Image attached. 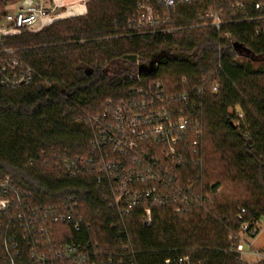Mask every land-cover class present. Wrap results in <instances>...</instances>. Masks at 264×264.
<instances>
[{"label": "trees", "instance_id": "trees-1", "mask_svg": "<svg viewBox=\"0 0 264 264\" xmlns=\"http://www.w3.org/2000/svg\"><path fill=\"white\" fill-rule=\"evenodd\" d=\"M22 1L0 0V20ZM142 1L169 16L176 31L131 27ZM210 4L176 0L168 8L161 0H88L83 15L5 36L0 58L2 45L16 49L40 77L25 88L0 87V176L14 179L38 205L59 207L67 196L76 197L85 226L80 232L57 226L59 241L91 240L102 251L121 252L128 238L134 253H125V264H177L182 256L189 264H248L233 245L243 223L264 217V38L255 35L256 22L228 25V38L212 27L193 26ZM219 64L222 70L209 75ZM141 66L151 67L143 75L169 91L181 90L184 79L192 85L206 76L220 87L206 93L203 162L190 173L199 180L195 189L203 201L180 214L167 206L140 205L125 220L124 234L123 221L104 201L95 176L69 177L60 159L90 153L86 117L125 95L127 74ZM236 109L244 116L239 125ZM211 178L217 180L213 191L225 179L244 195L225 189L207 199L201 186ZM148 207L152 221L145 225Z\"/></svg>", "mask_w": 264, "mask_h": 264}, {"label": "built area", "instance_id": "built-area-1", "mask_svg": "<svg viewBox=\"0 0 264 264\" xmlns=\"http://www.w3.org/2000/svg\"><path fill=\"white\" fill-rule=\"evenodd\" d=\"M248 1L212 0L192 25L212 27L221 37L228 38V25L256 22L254 33L264 38V0H254L251 6ZM161 4L172 8L176 0H161ZM139 8L130 21L131 27L151 33L176 31L177 27L170 26L169 16L156 12L144 1ZM49 17V10L41 4L24 3L9 11L0 20V44L6 35L31 29ZM1 54L0 87L21 89L40 77L16 49L2 45ZM219 70L221 64L209 75ZM143 74L139 69L128 73L125 95L109 99L101 111L86 117L91 128L90 153L60 159L69 177L84 173L95 176L104 201L123 221L120 232L124 234L125 220L140 205L167 206L180 214L203 201L195 189L199 180L190 173L203 162L206 93L220 87L218 81L206 76L192 85L184 79L181 90L169 91L164 83L151 81ZM236 112L235 124L239 125L244 116L238 109ZM244 211L242 208L241 213ZM143 220L150 225L152 208L144 210ZM59 225L75 232L84 228V216L75 196H67L59 207L38 205L34 196L14 179L0 176V264H125V253H134L128 238L122 243L121 252L102 251L91 240L59 241V235H63L56 228ZM260 232L259 221L241 225L239 233L245 234L246 239L237 235L233 245L241 261L245 244L250 246L247 254L264 259V253L253 242ZM177 264H189V257L178 258Z\"/></svg>", "mask_w": 264, "mask_h": 264}, {"label": "crops", "instance_id": "crops-1", "mask_svg": "<svg viewBox=\"0 0 264 264\" xmlns=\"http://www.w3.org/2000/svg\"><path fill=\"white\" fill-rule=\"evenodd\" d=\"M87 1L88 0H24L22 3L13 5L9 11L16 10L24 3L41 4L49 10V14L51 16V23L52 21L58 19L56 17L57 15H59L61 18H67L85 14L87 12ZM41 28L42 26L37 29H34L38 30ZM261 235L262 228L260 234L253 240L254 244H257L259 249H262L264 246V240L261 239Z\"/></svg>", "mask_w": 264, "mask_h": 264}, {"label": "rangeland", "instance_id": "rangeland-1", "mask_svg": "<svg viewBox=\"0 0 264 264\" xmlns=\"http://www.w3.org/2000/svg\"><path fill=\"white\" fill-rule=\"evenodd\" d=\"M23 2V1H22ZM22 2H19V3H22ZM19 3H17V4H19ZM12 8V6L10 7V9ZM9 9V10H10ZM54 17V16H53ZM58 19H62L59 15H57L56 16ZM50 21H51V16L49 17V18H46V19H43V20H41V21H39L38 23H36V25L34 26V28H39V27H43V26H45V25H47V24H49L50 23ZM33 27L31 28V29H34ZM35 30V29H34ZM204 138H205V133H204ZM216 181L217 180H215V179H213V178H211L210 179V181H209V183H208V186H207V184L206 185H202L201 186V191H202V193L204 194V196L207 198V199H214V196L216 197V196H220V194L221 193H225V189L228 191V193H231V194H235V193H237V192H241L242 193V195H244L243 194V190L242 189H240L239 191L236 189V188H234L233 186H232V184L231 185H229V182H228V180H225V179H221L220 181H221V186L217 189V190H212L211 189V187L216 183ZM226 187V188H225ZM234 191V192H233ZM259 226L262 228V235H261V239L262 240H264V217H262L260 220H259ZM238 236L240 237V239L241 240H243V241H245L244 239H246V235L245 234H241V233H239L238 234ZM262 243H263V241H262ZM260 244V243H259ZM254 247L256 248V249H259V247H258V245L257 244H254ZM249 250H250V246L249 245H247V244H245L244 245V252H245V254L243 255V258H244V261L246 262V263H248V264H252V263H254V262H256V261H258V260H260L261 259V257H259V256H256V255H251V254H247L248 252H249ZM259 250H261L263 253H264V246H263V248L261 249H259Z\"/></svg>", "mask_w": 264, "mask_h": 264}, {"label": "water", "instance_id": "water-1", "mask_svg": "<svg viewBox=\"0 0 264 264\" xmlns=\"http://www.w3.org/2000/svg\"><path fill=\"white\" fill-rule=\"evenodd\" d=\"M236 46H238V44H235ZM139 70L141 71V72H148V73H151L152 72V68L150 67V68H145V67H140L139 68ZM233 126H235V124H232Z\"/></svg>", "mask_w": 264, "mask_h": 264}]
</instances>
